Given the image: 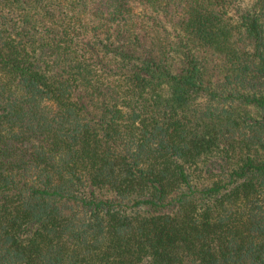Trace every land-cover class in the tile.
I'll return each mask as SVG.
<instances>
[{
  "label": "trees",
  "instance_id": "16d2710c",
  "mask_svg": "<svg viewBox=\"0 0 264 264\" xmlns=\"http://www.w3.org/2000/svg\"><path fill=\"white\" fill-rule=\"evenodd\" d=\"M0 264H264V0H0Z\"/></svg>",
  "mask_w": 264,
  "mask_h": 264
}]
</instances>
